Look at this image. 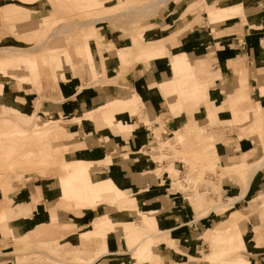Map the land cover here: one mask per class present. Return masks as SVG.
<instances>
[{"label": "rangeland", "instance_id": "rangeland-1", "mask_svg": "<svg viewBox=\"0 0 264 264\" xmlns=\"http://www.w3.org/2000/svg\"><path fill=\"white\" fill-rule=\"evenodd\" d=\"M97 1L99 4L95 2L85 6L84 4L81 5L83 0H0V117L10 116L17 119L22 125L15 124L13 128H29L26 132H20L21 135L12 134L11 143H0V184L13 180L7 197H5L4 187L0 186V218L5 217L0 219V253L14 249L18 254V264H79L80 260L75 259V255L80 253L90 256L89 259H83L81 264H89L90 258L97 259L92 264H108V258L114 257H117L115 260H118L119 264H136L139 260L137 252L140 245L149 241L152 252L147 254L149 259H145L143 264H242L240 257L247 260L249 264H259V260L264 258V201L254 200L255 197H250V203L247 207L239 210L236 208L235 202L241 197H233V193H227V189L234 184L240 185L242 182V187L247 192L249 186L247 187L246 183L248 182L250 185L256 173L260 169H264L263 164L256 173L250 167H245L248 170L242 172L246 169L233 165L234 168L231 165L240 160L242 154L246 152L244 149L248 145H246L245 140L258 141L264 151L260 131L259 133L254 132L255 125L253 124V119L257 120L256 116L260 115L262 119L264 117V94L261 97L252 96L258 91V87L248 84V92L253 99H250L249 96L248 100L242 99L236 108L235 103H232L230 97H228L227 102L224 103L225 106L221 107L219 111H213L215 113L213 117L208 115V118H204L203 113H196L200 104H206L208 113L209 108L214 106L208 104L210 96L206 95L208 93L206 87L203 92L200 91L197 95L186 96L180 93V86L176 94L169 91L170 88L173 90V78L159 80L163 90L165 92L169 91L165 94L162 93L167 98L169 112H159L156 117L149 118L144 116L145 101L138 95L140 91H135V82L129 78L141 67V63H137L136 60L139 58L151 60L155 57V54L152 55L149 50L154 44L157 46L156 44L159 43L157 38L163 34L161 27L172 22L164 15L170 8H173V23L176 22L177 18L186 16V11L179 14L178 10L181 8L183 10L187 8V11L191 13H204L210 22L229 21L233 17L240 16L242 23H247L244 19L242 3L228 11H221L231 15L212 18L204 7L206 2L204 0H168L149 14L128 15L121 13L114 19L101 20L90 27H82L81 23L96 20L97 17L107 14L106 9L103 8L104 5L117 2L110 12L118 13L132 6L143 5L148 0ZM100 5L102 6L100 7ZM190 5H195V7L189 9ZM75 24L79 25L76 28L74 27L75 29L68 32L59 31L64 26L69 27ZM250 30H252L251 27ZM106 33H108L110 39L105 35ZM49 37L50 42L40 49L37 54L38 56L46 54L43 60L46 65L52 68L53 75L55 71L58 76L60 73L62 75H60L61 79H58V77L56 79V74L53 76L56 85L44 80L42 82L46 84H43L44 87H42L39 62L34 57L35 52L32 51V48ZM4 38H8L9 41L2 42ZM86 39L89 41V46L94 47L93 51L96 52L97 61L103 59L105 52H108L109 56L116 57V60L112 59V61L118 72H114L113 77H115V80L110 81L109 85L119 83L118 80L126 81L123 83L121 92L114 91L108 96L107 89L105 98H102L101 102L95 105L94 108H103L107 100L114 97L126 98L131 95H138L141 101L138 102L135 97L134 102L130 104L133 106V112L128 111V104H124L121 108L118 105L119 109L111 110L105 115L98 109L99 111L93 113V118L86 119L85 114H83V112L86 113L84 111L85 102L82 99H80L82 101L81 115H75L74 113L70 115L61 113V115H58L42 106L44 100L62 101L63 97H59L58 93L61 92L64 85L70 84L73 77H78L81 81L78 84L79 91L98 85V95H103L107 83L104 76L106 69L103 68L101 71L99 64L97 69L100 74L95 75L93 73L91 75L86 64L81 65L82 67L77 65L75 67L72 62V57L75 58V48L78 50V47L85 45ZM164 41L167 43V38ZM141 46L143 47L141 48ZM121 47L125 50L124 55H118ZM159 49L160 47L157 56L168 55L165 51L163 54L160 53ZM49 52L57 53L56 60L54 59L53 62L50 61ZM172 52L174 53L175 50ZM172 52L169 53L172 54ZM116 53L119 57L116 56ZM186 56L188 59V55ZM174 57L175 55L171 57L170 61L172 73V59ZM6 67L9 69L11 67L13 74L8 75L5 73L4 69ZM208 70L213 72L211 64L208 66ZM172 73L171 75H173ZM205 73V71L196 72L197 75L202 77L206 76ZM181 77L183 76L181 75ZM183 80L184 77L178 79L177 84L184 83ZM196 81L200 80L197 77L189 80L188 86L191 87ZM262 84L264 87V80ZM164 87L168 89L165 90ZM112 89L118 90L114 89L113 86ZM248 92H240V95L243 96L244 93ZM26 96H35L36 98L35 107L31 110L23 109L27 105ZM257 102L261 104L263 113L260 112L258 105L255 107ZM21 107L23 108L21 109ZM226 108L228 110L224 112ZM120 110L125 113V121L124 119L118 121L117 112H120ZM247 112H249L250 117H248ZM189 113H193L194 118L197 120L195 124L197 128L198 126L202 127L200 128L201 132H197L199 129L194 125L186 123ZM169 115L180 117L176 120L174 129L172 126L170 130L166 131V134H162L155 126L165 125V120ZM54 116H60V121L56 123L54 130L51 128L44 130L42 125L39 126L40 132H34L33 129L38 128L34 125L35 122L42 124L48 117ZM107 117L110 120L108 122L110 127H105L104 131H101L102 128H97L96 121H104ZM78 118L81 121H78ZM146 119L148 120L146 121ZM75 120L80 123L75 122ZM103 121L102 123L108 126V123L106 124ZM137 121L144 122L151 130V138L147 145L142 148L136 147L133 150L136 152L131 155L123 154V149H117L116 153H114V149L103 152L98 151L100 157L98 160L92 161L89 169H91V175L105 177L107 174L95 172V165L118 167L125 164L133 170L139 167L137 164L139 156H151L156 161L155 166L151 167L149 171L143 170L145 173L143 178L149 177L152 180L151 185L147 186V190L143 188L141 190V187H138L136 191L139 189L141 191H134L135 193L131 194L130 200H142L147 204L148 209L157 210L152 219L151 216L147 217L143 213L131 210V207L125 201L126 198L116 197L113 191L103 194L97 204L93 202L94 205L90 207L89 204L80 207L81 205H78L77 200L66 201L65 196L60 197L62 193L60 185L64 183V177H71L74 182L81 180L82 177V174L76 172L77 170L74 171L73 167L69 168L67 164H64L67 159L75 158L74 150L80 147V145H76V147L69 146L72 139L84 144L86 141L91 143L93 138H97L96 143L104 141L103 134L105 133L114 136H116L115 133L130 135L136 127L137 124L135 123ZM47 123L51 125L48 121ZM48 124H46V127H48ZM191 129L197 130L191 132ZM234 134H237V140L233 138ZM3 136L1 134L0 138L3 139ZM91 146L93 147V144ZM33 148L37 149L36 153L30 152ZM248 151L253 152L254 156L255 149ZM106 154L112 155V157L106 158ZM76 156L81 157L84 154L78 152ZM263 156L264 152L261 157L258 156V159L254 157L250 160L256 162ZM37 180L52 181L54 187L58 189L54 194L56 200L50 210V215L57 216L58 211V217L60 215L66 217L68 224L61 225L58 220L52 221L50 219L43 225H39V229L37 227L33 231L26 232L20 228V221L23 220L21 215L30 216L34 213L38 215L39 222H41L48 214L45 208L37 204H33L32 209H25V211L21 206L16 205L20 195L25 196L22 192L25 186L33 184ZM160 184H169L171 191L177 192L180 196L171 200V202L165 201L163 207H154L150 204V197L156 187L155 185ZM97 208L99 209L95 213ZM7 210H9L8 213ZM108 210L111 216L117 213L118 218L105 225L102 234L81 237V233L90 227H95L102 215L109 212ZM235 210H239L240 214L243 215L240 221L242 223H238H246L244 226L238 225L242 229V244L239 239L234 240L233 245L224 244L216 251L218 256L215 257L217 253L211 239L212 229L217 225L224 227L229 224L230 220H227V218ZM191 211L195 215L193 221H198L202 228L193 235V241H185L183 236L190 229L186 225L178 226L181 221L171 220V214H183L185 222H189ZM18 215L20 217H17ZM206 216L208 218L203 219ZM119 217H121V220ZM156 220L158 224L155 223ZM125 221H131L134 231L138 233L137 239L140 243L136 245L137 250L132 252L129 249L136 248L134 245L137 242L135 241V244L129 246L123 230L127 223ZM161 223L167 229L172 227L174 229L163 232L166 228L160 226ZM109 230L113 231L109 233L108 237L119 236L124 249H128L127 252L112 251L110 249L109 239L104 238V234ZM232 230L230 227L225 228V232L228 231V233ZM10 239L13 240L12 243L9 242ZM175 254L178 257L173 258L171 262L172 255ZM131 257H133V260H131ZM165 259L170 260L164 261Z\"/></svg>", "mask_w": 264, "mask_h": 264}, {"label": "crops", "instance_id": "crops-1", "mask_svg": "<svg viewBox=\"0 0 264 264\" xmlns=\"http://www.w3.org/2000/svg\"><path fill=\"white\" fill-rule=\"evenodd\" d=\"M204 1H206L204 7L207 10V13L212 18L229 16L231 14L227 12H219L216 15H212L211 7H225L242 3L244 19L247 23H242V18L240 16L233 17L229 19V21L223 20L210 22L209 18L204 13H191L190 11H187V8L186 10H183L182 8L178 10L179 14L183 13V11H186V16L183 18L179 17V19L177 18L176 22L173 23V8H170L168 12H165V17H168V20L170 19L169 21L172 22L169 25L161 27L163 34H161L157 38V41L159 43L157 41H154L155 43H158L156 44L157 46H155L154 44L153 47H151V49L149 50V53H151L152 55L155 54V57L151 60L142 58L136 60L137 63H141V67L140 69L136 70L134 75L129 76V78H131L135 82V91H140L138 95H140L145 101L146 107L144 116L154 118L159 112H169L167 98L164 97L162 93L165 94L166 92L168 93L169 91H173V94H176L177 89H179V84H177V80L179 78L177 76L171 75L172 71L170 61L173 55H175V57L172 59L173 71L179 68H183L184 72L182 76H184V78L186 76H191L192 80L196 79V77L200 80L196 81V85L198 86L199 91L203 92L205 90V87L207 88L206 92L208 91V93H206V95L208 94L210 96L208 104L214 105V109L213 107H210L208 113L206 104L201 103L196 113H203L204 118H208V115L213 117L215 115L213 111H219L221 107L225 106L224 103L227 102L228 97H230L232 103H235L237 108V105L241 103L242 99L248 100V96L250 99H253L252 96L254 95L256 97L262 96L260 88L261 90H264L262 84L264 80V0ZM191 7L194 8L195 5H190V7L188 8L192 9ZM250 27L252 28V30H250ZM109 33L111 34V32ZM105 35H107L108 39H110L108 33H106ZM165 38H167L168 40L167 43L164 41ZM8 41V38L2 39V42L6 43ZM142 47L143 46H141V48ZM159 47L160 53L163 54L165 51V53H167L168 55L159 54L161 56H157ZM80 48L83 51V56H80L77 53V48H75V58L72 57V54L70 52L72 62L75 64V67L76 65L82 67L81 65L86 64L88 66L89 72L91 73V75H93L90 63L85 56V46L82 45ZM174 50L175 52L173 53L172 51ZM39 51L40 50H37L35 52V56L39 62V73L41 76L42 87H44V85L46 84L43 83L44 80L55 84L53 81L52 68L46 65L43 60L46 54L38 56L37 53H39ZM169 52H172V54H170ZM186 55H188V59ZM116 56L119 57L117 53ZM96 57L97 56L95 52L94 67L97 74H100L97 69V65L100 64L99 68L101 69V71L103 70V68L106 69V73H104V76L107 80L106 86L108 89V96L114 91L121 92L123 83H125L126 81L118 80L119 83L109 85L110 81L115 80V77H113L114 72H118L112 61V59L116 60V57L109 56L108 52H105V54L103 55V59H100V61H97ZM210 64L212 65L213 72L212 70H208V66ZM198 71H205L206 76L202 77L197 75L196 72ZM171 78H173L174 83L173 90L172 88H170L169 91L165 92L161 87L159 80H170ZM80 82L81 81L78 77L71 78L70 84L64 85L61 88V92L58 93L59 97H63L62 101L52 102L49 100H44L42 106L44 108H48V111L58 115H61V113L65 115H70L73 113L81 115L82 101L80 99H82L86 104L93 106L101 102V96L98 95V85L91 86L87 89H84V91H79L78 84ZM248 84L258 87V91L255 94H252V96L248 92ZM112 86L114 89L118 90H113ZM167 87H164V89H168ZM243 91H247L248 93H244L242 96L240 95V92ZM138 95H131L130 97L126 98L114 97L112 99L123 104L130 105L134 102L135 97L137 98L138 102L141 101V98ZM35 99V96H26L25 101L27 105L25 106V108L21 107V109L23 108L25 110H31V108H34ZM257 105L261 107V111L263 113L261 104L257 102L255 107H257ZM226 110H228V108H226L224 112ZM179 117L180 116L171 117V115H169L165 120V125H159L160 127L155 125L154 126L157 127L162 134H166V131L170 130L172 126L173 129L175 128L177 122L176 120ZM188 117L189 118L187 122L190 125H194L195 127H197L195 125L197 123V120L194 118L193 113H189ZM147 120L148 119H146V121ZM102 121H96V126L98 129L108 127L104 123H102ZM131 124L135 126L132 122ZM135 124L137 125L136 127H134L130 135L115 133L116 136H114L113 134L105 133L103 134L104 141H98V143H96L97 138L91 139V143L86 141L84 142V144L83 142L78 143L75 141V139H72V141H70L69 143V146L76 147V145H80V147L75 148V158L72 159L81 158L76 155L78 154V152H83L85 158L96 161L100 157L98 151H110L111 149H114V153H116L117 149H123V154H133L134 152H136L133 151L136 147H145L151 138V130L144 122L137 121ZM263 132L264 128L260 131L261 140L264 139ZM233 138L237 140V134H234ZM245 142L248 147L245 148L244 151L255 149V154L252 158L257 157L256 159H258L263 155V147L259 144L258 141L249 139L245 140ZM91 144H93V147L91 146ZM241 149L243 148L241 147ZM123 159L125 160V158ZM137 159V164L139 165L137 169L132 170L129 165L125 164H121L118 167H107L97 164L94 166V168L96 169L95 172L107 175L116 173L118 181L120 180L119 182H117V184L119 185L123 193L128 196L132 193L140 192L143 189L147 190V186H150L152 181L149 177L143 178V176H145L143 170L146 169L147 171H149L151 167L155 166L156 161H154L151 156L145 157L143 155L139 156ZM242 185L243 184L241 182L240 185L234 184L227 189V193H233V197H241L235 202V206L239 210L245 209L247 207V205L250 203V197H255L259 193L264 191V169H260L253 177L247 192L243 189ZM155 186L156 187L153 190L152 196L150 197V204L154 207H163L165 205V201L171 202V200L177 199L180 196L177 194V192L171 191V186L169 184H160ZM138 187H141V190L139 189L136 191ZM56 190L58 189L54 187L52 181L48 182L37 180L33 184L25 186L22 191L24 192L25 196L23 197L21 196V194L16 205L18 204L25 211V209L30 210L33 207L34 203L45 208L48 214L40 223L35 217L34 213L30 214L29 217H21L23 220L20 221V228H22L26 232H29L35 230L36 227L45 223L47 220L50 221V210L56 200V196H54ZM98 209L99 208L95 209V213L96 211H98ZM8 211L9 210H7V213ZM56 215L58 217V211ZM189 216V222H185V217L183 214H171V220L175 219V221H181L178 226L186 225L190 229V231L188 233H185L183 236V240L185 241H193V235L196 233V231L198 232L202 228L201 224H198V221H193L195 215L192 213V211ZM207 218V216L203 217V219ZM58 222L61 225L68 224L66 222V217H62L61 215L58 217ZM9 242L12 243L13 240L10 239ZM121 242L122 240L121 238H119V236L109 238L110 249L112 251H128L127 248L124 249ZM177 257L178 255L176 254L172 255L171 262L173 261V258L176 259ZM116 258L117 257L108 258V264H113L112 261ZM131 260H133V257H131ZM167 260L169 261L170 259ZM167 260L165 259L164 261ZM259 262V264H264V258L260 259ZM0 264H18V254L14 249L7 250L6 252L2 251L0 253Z\"/></svg>", "mask_w": 264, "mask_h": 264}, {"label": "bare ground", "instance_id": "bare-ground-1", "mask_svg": "<svg viewBox=\"0 0 264 264\" xmlns=\"http://www.w3.org/2000/svg\"><path fill=\"white\" fill-rule=\"evenodd\" d=\"M168 0H148L147 2H144L143 5H137V6H132V7H129V8H126L125 10H122L118 13H115V12H110V10H112L114 8V6L117 4V2L111 4V5H104L103 8L106 9L107 11V14L103 15V16H100V17H97L96 20H92V21H89V22H83L81 23V26L82 27H90L92 26L95 22L97 21H101V20H111V19H114L116 18L117 16H119V14H128V15H131V14H139V13H145V14H149L151 13L152 11H155L157 8H159L163 3H166ZM96 4H99V2L97 0H83V3L81 5H90L92 3H95ZM103 5V4H102ZM100 5V7L102 6ZM238 4H234V5H230V6H225V7H211L212 8V15H216L217 13L221 12L222 10L224 11H228L230 10L231 8H234L235 6H237ZM110 12V13H109ZM78 25V24H77ZM75 25H71V26H64L61 30H59L60 32H68L70 31L71 29H75L76 26ZM79 26V25H78ZM75 27V28H74ZM85 39V38H84ZM50 37L49 38H46L44 39L41 43L37 44L35 47L32 48V51L36 52L37 50H40L42 49L43 47H45L50 41ZM132 41V40H131ZM89 41L86 39L85 40V56H86V59L90 62V66L92 68V71L93 73H95V75H97V72L95 71V68H94V57H95V53L93 51L94 47L93 46H89ZM121 50L118 52V55H124V52L125 50H123V47L120 48ZM78 54L80 56H83V51L80 47H78V50H77ZM56 52H49V55H50V61H54V59L56 60L55 56H56ZM36 57V56H34ZM1 70V69H0ZM5 73H7L8 75L10 74H13V72H11V70H13L11 67L10 69L9 68H5ZM59 71V70H58ZM184 72V69L183 68H179L177 70H174L173 71V75L177 76L179 79H182L183 77H179L183 74ZM59 73V72H58ZM56 74V79L58 77V79H61L60 78V75H62V73L59 74V76L57 75V72L55 71L54 75L55 76ZM189 80H191V76H186L184 78V83H181L179 84L180 86V93L181 94H185L186 96H189V95H197L199 91L198 89V86L196 85V83L194 85H192L191 87L188 86V82ZM57 81V80H56ZM59 81V80H58ZM64 81V80H63ZM181 81V82H183ZM1 84V83H0ZM107 87V86H106ZM104 87V90H103V95H101V99L102 98H105L106 96V92H107V88ZM2 90V89H1ZM263 92L264 90L262 89L261 90V93L263 95ZM192 98V97H191ZM193 99V98H192ZM85 105V109L83 112L84 117H86V119H91L93 118V113L95 111H99L101 110L103 115H105L107 112H110L111 110H115V109H119L117 106L119 105L120 108L124 105L123 103L121 102H118L114 99H109L107 100L106 102V105L103 106V108H99L96 109L94 108L93 105H89V104H84ZM126 105V104H125ZM107 107V108H106ZM258 108L260 109V112L261 111V107L258 106ZM128 111L130 110L131 112H133V106H130L128 105L127 107ZM123 110V109H122ZM122 110H120V112H117V116H118V121L119 119L122 121V119H126V116H125V113H122ZM250 112V111H249ZM249 112L248 115H249ZM47 113V111H46ZM76 115V114H75ZM240 116V115H238ZM247 116V115H246ZM7 117V118H6ZM4 118V116L0 117V128L4 127L3 129H0V135H4L3 136V139L0 138V143H11V135L12 134H17V135H21L19 134L20 132H26L29 130V128H26V127H22V128H13V126L16 124L18 126H22L19 121L15 118H12V117H8L6 116ZM74 117V116H73ZM250 117V115L248 116ZM257 117V120L253 119V124L255 125V130L254 132H258L261 131L263 128H264V121L262 119V116L258 115L256 116ZM60 116H54V117H48L47 120L45 122H43L42 124H38L37 122L34 123V125L38 128H35L33 129L34 132H40V128L39 126H44V130H48V129H55V125L56 123L60 121ZM77 119V117H74ZM242 118V117H241ZM39 119H40V116H39ZM82 119V118H81ZM251 119V120H252ZM47 121L50 124L47 123ZM78 121H81L79 118H78ZM104 121L106 122V124L110 121L109 118H105ZM123 121V122H124ZM245 121V120H244ZM250 121V120H249ZM75 122H77L75 120ZM67 123V122H66ZM77 123H80V122H77ZM186 123H188L186 121ZM46 124H48V127H46ZM108 127H110V124L108 123L107 124ZM252 125V123H251ZM132 126V125H131ZM133 127V126H132ZM197 128V127H196ZM202 127H198L197 129H191L190 131L193 132V131H196L197 132H201V129ZM105 128H102L101 131H104ZM107 129V128H106ZM212 133V132H211ZM262 143H264V139L262 140ZM264 145V144H263ZM37 149H32L30 152L31 153H36ZM124 152V151H123ZM148 153V152H147ZM118 154V153H117ZM125 155H128V153H124ZM33 155V154H32ZM106 158L108 157H112V155H109V154H106ZM114 157V156H113ZM253 157V152L251 151H246L242 154V156L240 157V160H238L237 162H234L233 164H231L232 166H238L239 168H245V167H250V169L252 168L254 170V173H256V171L259 170V168L264 164V156L259 160V161H252L250 160L251 158ZM82 159V160H81ZM93 160H89L87 158H85V156H81V158H77V159H68L65 161V165L67 164V166L70 168V167H73L74 171L76 172H79V174L81 173L82 174V177H81V180L77 181V182H74L72 181L71 177H64L63 180H64V183L61 184V187H62V193L60 195V197H66V201H72V200H77L78 201V205H81L80 207H82V205H88L89 204V207L90 206H93L94 204H92L93 202H97L99 201V199L102 197L103 194L107 193V192H111L113 191L115 196L116 197H119V198H126L125 201H127V205L131 207V210H135V211H138L139 213H143L144 215H146L147 217H150L151 219L153 218V215L157 212V210L155 209H148V207L146 206L147 204L144 203L142 200H135V201H131L130 200V197H131V194L126 196L123 191L120 189L119 185L117 184L118 182V177L116 175V173H112L110 175H107V176H97V175H91L90 173L91 172V169L90 168V165L92 163ZM233 166V167H234ZM86 168V169H85ZM235 168V167H234ZM238 168V169H239ZM174 169V168H173ZM246 169V168H245ZM229 170V169H228ZM248 169L242 171V172H245L247 171ZM238 171V170H237ZM240 171V172H241ZM253 176V175H252ZM251 180V179H250ZM13 180H10V181H7V182H2L0 184V186L4 187L5 189V197L9 196V193H10V188H11V183H12ZM247 184V187L249 186L248 182L246 183ZM18 187V186H17ZM246 187V188H247ZM15 188V186H14ZM221 190V189H220ZM15 191V190H14ZM139 196V195H138ZM73 197V198H72ZM62 199V198H60ZM234 199V198H233ZM255 199H258V200H262L264 201V191H262L260 194L257 195V197L255 196L254 200ZM235 200V199H234ZM101 203V202H99ZM105 203V202H104ZM230 203V202H229ZM232 203V202H231ZM34 204V203H33ZM108 204V203H107ZM233 204V203H232ZM66 205H70V204H66ZM222 205H226V204H222ZM84 207V206H83ZM86 207V206H85ZM33 208V207H32ZM31 208V209H32ZM214 209V208H213ZM57 210V209H56ZM109 211V210H108ZM161 212V211H160ZM209 212V211H208ZM207 213V212H206ZM241 212L239 210H235L233 211L231 214H230V217L227 218V220H230V223L227 224L226 226L224 227H221L219 225H217L216 227H214L212 229V235H211V239H212V242L214 244V250L215 252L220 248L222 247V245L224 244H229V245H233V242L234 240L236 239H239L240 243L242 244V229L238 226V225H245V221L244 223L245 224H240L242 222L241 221V215L240 214ZM114 214V213H113ZM117 214V213H116ZM116 214H114V216H111L110 215V211L109 212H106L104 213V215H102V217L100 218V220L97 222L96 226L95 227H90L89 229L83 231L81 233V237H89L90 235H93V236H98L100 234L103 233V229H104V226L107 225L108 223H111L112 221H115L116 218H118L116 216ZM36 215V214H35ZM37 216V217H36ZM35 217L37 218V220L39 221V217L38 215H36ZM156 216V215H155ZM17 217H20V215H18ZM21 217H25V215H21ZM29 217V216H28ZM32 217V216H31ZM5 218V217H4ZM4 218H0V219H4ZM50 218L52 219V221H57L58 218L57 216H51L50 215ZM120 220H121V217H119ZM245 218V217H244ZM243 218V219H244ZM17 219V218H16ZM16 219H13V220H16ZM242 219V220H243ZM11 220V221H13ZM127 221H125L126 223ZM240 222V223H238ZM40 223V222H39ZM155 223L158 224L157 220L155 221ZM164 223V222H163ZM163 223H161L160 226H162L164 229L166 227H164ZM44 224V223H43ZM41 224V225H43ZM54 226V225H53ZM228 226V227H227ZM40 226H38V229H39ZM52 227V225H51ZM55 227V226H54ZM70 227V226H69ZM231 228L232 231H230V233H228V231L225 232V228ZM242 227V226H241ZM37 228V227H36ZM59 228V227H58ZM13 229V228H12ZM51 229V228H50ZM68 229V228H67ZM174 229V227L172 228H166L165 231L163 232H167L169 230H172ZM224 229V230H223ZM56 230V229H55ZM124 232H125V237H126V240L129 244V246H131L133 243L136 244L134 245L136 248H130L129 251L132 252L134 250H137V246L136 245H139V240L137 239V236H138V233H136L134 231V227L132 225V222L129 221L125 224L124 228H123ZM230 230V229H229ZM43 231V230H42ZM113 230H109L107 233H105V239H109L108 235L110 232H112ZM224 231V232H222ZM53 232V231H52ZM58 232V231H57ZM226 233V234H225ZM107 234V236H106ZM44 235V234H43ZM136 241V242H135ZM213 248V247H212ZM83 249V248H82ZM139 251L137 252L138 253V256H139V260L136 262V264H143V262L145 261V259H149V257L147 256V254L151 253L152 252V249H151V244L149 243V241L145 242L144 244H141L139 249ZM145 251V252H144ZM147 251V252H146ZM127 252V251H126ZM216 256H218V252H216ZM49 255V254H47ZM104 255V254H103ZM49 257V256H48ZM90 256H87L86 254H76L75 255V259L77 260H80L79 264L82 263V260L85 259V258H88L89 259ZM208 257H212L210 255H208ZM214 260V259H213ZM97 259H92L90 258L89 260V264H92L93 262H96ZM119 261L115 260V261H112L113 264H116L118 263ZM240 262H242V264H249V262L245 259H242L240 257Z\"/></svg>", "mask_w": 264, "mask_h": 264}]
</instances>
